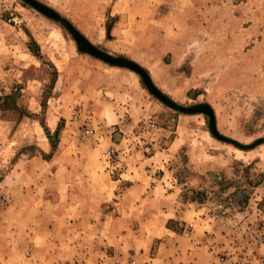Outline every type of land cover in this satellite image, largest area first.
<instances>
[{
    "label": "rangeland",
    "instance_id": "374dc122",
    "mask_svg": "<svg viewBox=\"0 0 264 264\" xmlns=\"http://www.w3.org/2000/svg\"><path fill=\"white\" fill-rule=\"evenodd\" d=\"M117 1L43 4L176 103L210 105L222 135L264 139V0ZM0 264H264V143L216 139L0 0Z\"/></svg>",
    "mask_w": 264,
    "mask_h": 264
},
{
    "label": "water",
    "instance_id": "95a60500",
    "mask_svg": "<svg viewBox=\"0 0 264 264\" xmlns=\"http://www.w3.org/2000/svg\"><path fill=\"white\" fill-rule=\"evenodd\" d=\"M22 1L25 4L29 5L30 7H32L33 9H35L40 14L44 15L45 17L63 25L73 36L80 52L88 54L110 66L125 68L138 74L141 77L144 85L149 90V92L165 106L182 114H188V115L203 114L207 116L209 118L210 132L216 139L231 144L239 148L240 150H244V151L252 150L258 145L264 143V139H258L252 144L247 145L222 135L217 129L216 116L214 110L210 105L202 103L192 106H182L176 103L174 100L165 96L155 86L150 75L138 63L123 57H114L106 52L99 50L94 45H92L88 41V39L84 37V35H82L67 19L63 18L58 12L46 6L45 4L38 2L37 0H22Z\"/></svg>",
    "mask_w": 264,
    "mask_h": 264
},
{
    "label": "crops",
    "instance_id": "0c3cea01",
    "mask_svg": "<svg viewBox=\"0 0 264 264\" xmlns=\"http://www.w3.org/2000/svg\"><path fill=\"white\" fill-rule=\"evenodd\" d=\"M40 1H42L43 3H45V4H47V5H49V6H52V5H54V1H56V0H40ZM90 2H94L95 3V5H99V3H100V1L102 2H105V1H107V0H89ZM120 2V1H119ZM119 2L117 1V0H114V3H112V15H116V14H118V11H115V8L117 7V6H119ZM93 3V4H94Z\"/></svg>",
    "mask_w": 264,
    "mask_h": 264
},
{
    "label": "bare ground",
    "instance_id": "6f19581e",
    "mask_svg": "<svg viewBox=\"0 0 264 264\" xmlns=\"http://www.w3.org/2000/svg\"><path fill=\"white\" fill-rule=\"evenodd\" d=\"M115 57V56H114Z\"/></svg>",
    "mask_w": 264,
    "mask_h": 264
}]
</instances>
